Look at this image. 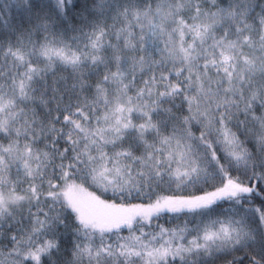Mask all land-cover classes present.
<instances>
[{
    "label": "snow or ice",
    "instance_id": "6c2138e0",
    "mask_svg": "<svg viewBox=\"0 0 264 264\" xmlns=\"http://www.w3.org/2000/svg\"><path fill=\"white\" fill-rule=\"evenodd\" d=\"M0 264H264V0H0Z\"/></svg>",
    "mask_w": 264,
    "mask_h": 264
}]
</instances>
